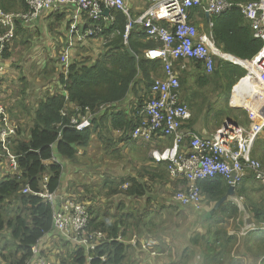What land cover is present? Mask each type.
Segmentation results:
<instances>
[{
	"label": "trees",
	"instance_id": "obj_1",
	"mask_svg": "<svg viewBox=\"0 0 264 264\" xmlns=\"http://www.w3.org/2000/svg\"><path fill=\"white\" fill-rule=\"evenodd\" d=\"M25 3H20V6L25 7ZM18 4L16 0H0V7L6 11L14 10ZM27 8L26 4L24 9ZM122 15L124 16L121 11L116 14L120 19L116 26L121 33L112 43L110 42L111 44L109 43L110 56L103 58L100 62H95V58L87 56L84 52L80 55L74 51L67 73L68 78L63 76L60 80L61 84L65 85L67 94H55L42 98L33 112V123L29 134L26 135L18 129L15 137H12L8 143L10 151L17 158L19 173L14 172L0 179V230L9 228L11 237L15 241V249L8 255L5 254L6 246L0 247V264H26L32 255V246L55 230L53 204L33 193L43 188V180L46 176L49 177V191L59 193L65 181L64 173L71 170L70 163H78L80 148L89 145L99 137L104 148L103 151L113 149L112 153L115 154L118 145L115 132L118 131L122 132V137L134 140L131 131L140 122L138 108L150 97L148 92H150L155 79L162 77L164 72L162 60L146 58L145 50L158 47L159 44L150 39L141 27L140 29L137 26V29L131 31L128 44L125 43V20ZM213 16L215 42L224 52L244 60H251L262 48L263 40L255 37L250 23L240 7L234 6L228 12ZM111 30L114 28L112 27ZM18 32L27 39V36H24L27 30L15 32L4 58L11 55L12 46L18 42ZM128 47L137 53L138 61L129 53ZM113 50L115 52L111 54ZM220 63V59L219 63L217 60L214 71L208 74L201 60L192 59L191 63H188V67L191 68L190 72L185 69L183 77H180L182 99L197 110L196 113L191 107L193 112L191 122L201 114L210 116L215 100L223 96L224 92L227 93V98H230L232 86L246 74L240 65L222 66ZM61 69L62 65L58 72H61ZM63 74L64 72H62ZM191 78L194 79V82H191ZM210 85L213 86L207 90ZM215 86L220 90L218 94L212 91ZM124 102H128L126 108L121 107ZM205 107L206 110H204ZM204 111L207 112L204 113ZM89 115L94 117L93 127L85 131L77 130L73 120H81L84 116ZM259 140L255 145V152L264 160V138ZM1 151L6 153L2 143H0ZM2 157L0 156V161ZM130 180L125 191L126 194L129 196L144 194L147 189L146 184L136 178ZM245 180L236 189L235 194L245 196L247 203H251V207L248 205V209L254 215L252 214L250 223L259 227L264 225L262 224L264 223V185L259 184L260 187L252 188L254 183L248 181V178ZM125 181L121 180L117 186ZM105 183L107 184V182ZM113 183L107 184L109 188L115 187ZM26 184L33 192L24 193ZM199 184L205 199L209 202L219 201L229 188L224 177L220 175L201 180ZM114 191L119 192V188L117 187ZM253 193L260 195L256 200L258 202L253 200ZM237 207L232 200H228L218 209H214L208 218L214 217L213 213L220 212L221 214L217 218H223L224 215L228 216V219H237L241 213L240 208ZM13 211L14 215L8 217V212ZM90 211L92 218L89 229L94 231L100 228L104 232L107 230L109 232L107 238L101 239L100 244L94 250H88L86 247L76 244L77 246L69 254V258H63L59 263L125 264L127 245L117 240L118 224V227L100 222L94 225L97 216H93L91 208ZM224 218L223 221L217 223L224 222ZM254 220L257 223L253 222ZM219 236L223 241L222 247L218 248L221 250L229 247L231 242L235 243L236 237H238L235 234L227 235L225 232L224 235ZM230 239L232 240L230 241ZM208 243L211 248H217V238L214 241L209 239ZM256 243H259L257 239H245L244 241L247 250L252 249L254 245H257ZM40 254L45 256L42 251ZM102 257H106V259L103 260ZM222 257L224 256L213 257V263L225 264V258ZM230 259L233 261L231 264H238L235 262L237 258L230 256ZM51 260L57 262L54 259Z\"/></svg>",
	"mask_w": 264,
	"mask_h": 264
},
{
	"label": "built area",
	"instance_id": "obj_2",
	"mask_svg": "<svg viewBox=\"0 0 264 264\" xmlns=\"http://www.w3.org/2000/svg\"><path fill=\"white\" fill-rule=\"evenodd\" d=\"M146 1L151 6L136 19L131 17L126 0H26V10L6 11L0 7V27L3 28L0 34V76L4 74V54L14 38L18 22L31 23L39 19L44 12L68 8L69 27L59 55L61 71L67 76L75 47L103 34L107 28L105 22H115V18L111 16L112 10H120L128 17L126 38L135 25L141 23L150 39L157 43L162 42V46L145 51L149 60H162L164 75L155 79L150 90L151 96L139 106L140 122L131 131V136L142 145L158 142L159 139H172L170 145L163 149L155 148L151 155L156 162L167 164L171 179L186 181V187L177 190L174 199L185 207L201 210L205 196L199 182L218 175L223 176L227 184L234 186L235 190L249 177L264 185L263 162L253 156L255 144L264 133V43L251 60L235 56L236 62L227 58L229 53L217 47L213 22H210L209 32L200 31L191 22L193 8L203 7L206 13L221 15L238 6L249 21L255 37L264 42V0ZM107 8H110V13L105 15ZM192 59L201 60L206 71L211 73L217 66L218 59L221 65H227L223 61H227L229 65H240L239 60L250 64L249 67L240 65L248 74L239 80L242 82L251 77L257 84L255 87H249L246 92V96L255 102L254 107H249L251 122L248 126L228 120L210 136H201L187 129L186 125L193 118V112L182 100L176 62H182L181 66L186 67V62ZM233 97L234 91L231 103ZM0 118L5 124L0 141L7 152L12 169L19 173L17 158L7 146L9 136L15 133V127L11 124L10 115L3 104H0ZM93 118L91 115L84 116L81 120L74 119L73 123L77 130L85 131L93 127ZM48 181L49 177L46 176L43 188L37 192H33L26 184L24 193L33 192L53 204L55 230L75 244L94 250L107 235L103 231L89 229L92 218L89 204L70 194L62 195L49 191ZM251 224V230L259 228ZM244 230L248 233L246 228ZM41 240L32 246V255L26 264H60L40 254ZM131 244H140L147 250H150L151 245L149 241H141L138 237L133 238ZM150 252L153 256L158 255L154 249Z\"/></svg>",
	"mask_w": 264,
	"mask_h": 264
},
{
	"label": "crops",
	"instance_id": "obj_3",
	"mask_svg": "<svg viewBox=\"0 0 264 264\" xmlns=\"http://www.w3.org/2000/svg\"><path fill=\"white\" fill-rule=\"evenodd\" d=\"M16 1H18L19 4L14 10H11V11L24 10V8L26 7V3H25V7H21L20 3H23L26 1L25 0H16ZM126 2L130 9L131 17L135 19L142 16V14L151 6L150 3L147 2L146 0H126ZM117 13H120V10L113 9L111 16L112 18H115V22L114 23H112L111 21L105 22V25L107 26L105 32L99 35L98 37L92 38L91 40H87V41L82 42L81 44H78L77 48L75 47L76 48L74 50L75 53L77 52V54L81 55L84 52L87 56H90L91 58H95L96 60L95 62H100L103 58H108L110 56V54H107L110 51V44L121 33V31L117 29L118 26H116V24L119 23L120 21L119 17L117 18L116 16ZM213 17L214 16L211 14L208 15L206 13V10L203 7L193 8L191 10V22L194 23L199 28L200 31H205V32L210 31L211 29L210 22H212ZM69 18H70L69 10L68 8L64 7L56 11L44 12L39 19L31 23L18 22L16 33L18 30L19 31L27 30L26 34H24V36H27V39L25 42L29 50L27 51V55L31 59H33L35 63H37L38 65V72L35 74L36 76L34 75V78L37 79V81H40L42 79H45L46 75L50 77L49 83L43 85V87L38 91L40 93H44V96H41L40 100L47 96L49 97L50 95L62 94V93L67 94L65 85H62L60 82L64 74L62 75V71L61 72H58V71H59V67L61 66V64H59L60 50L62 46L64 45V40H65L64 36L69 27ZM122 18L125 20L124 21V40H125V43L128 44L129 36H130L129 34L128 37L126 38V31H127L126 27H127L128 17L127 15L124 14V16L122 15ZM137 26L139 28L141 27L144 30V27L141 23L136 24L133 30L137 29ZM112 27L114 28V30H111ZM110 30L111 32L110 34H108ZM35 31L38 32V35L36 36V39H33V35ZM2 32H3V28L1 29L0 27V34ZM17 37L22 38L21 33L19 34L18 32ZM158 44H159V47L162 46V42L159 41ZM13 47L14 46H12V49ZM128 48H131V47H128ZM12 49L10 52L13 51ZM114 52L115 50L111 51V54H113ZM10 58H12L11 55L9 57H5L7 61V65L11 64ZM188 63H191V60L186 62V67H182L181 66L182 62H179V61L176 62V64L178 65L177 73L179 74L181 78L183 77V71L185 69H188L189 70L188 72H190L191 70V68L188 67ZM8 72H9V69L7 67L5 68L4 74L0 76V97H1V93L3 91H6L5 84L7 80L9 79V77H12L8 75ZM64 77L68 78V76L66 75ZM191 82H194L193 78H191ZM148 94H149L148 96H151V91L148 92ZM38 102H36L35 106H38ZM127 103L128 102L122 103L121 107L126 108ZM0 104H3V103L0 101ZM5 107L8 108V106H5ZM7 108L6 110L10 115V122L16 128L15 134L14 135L12 134L11 137L9 136V139H8V143H9L10 139L12 137H15L18 128L14 120H12V117H11L12 111L10 110L9 112V108L8 109ZM4 127H5V124L0 118V134ZM186 127L191 132H195L201 136H210L214 134V132L216 131V130L212 131L210 127L208 128L206 127L204 114H201L199 117H195L192 122L189 121ZM27 131H28L27 133L29 134V130ZM116 136L118 140L117 150L121 152L123 150L125 152V156L127 157L125 159L129 158L128 163L124 164L125 166L126 165L129 166L127 168L128 172H123V176H119L116 178L107 177L103 182L106 185V189H104L101 192L95 191V188H92L91 190L86 188L85 190V188L82 187L83 184L76 182L77 191L73 193L70 190V186H69V183H67V179L72 177V179L75 178L77 181L79 177L84 175V172H85L84 168L83 166H80V168H77V170L71 171V174H70L71 176L67 174V172L64 173L65 181L59 193L62 195L70 194V195H73L83 200L84 202H87L90 208L92 209L94 216H97L95 217L94 225H96L98 222L104 223L106 225L108 224L113 225V226H117L118 224L119 228L117 230V235H118L117 240L122 241L127 245L125 264H181L179 260L178 261L171 260V257L173 256V254L175 252L179 253V251L177 250L178 248L176 247L174 249V247H172L173 245L170 246V243L174 241V242H177V244H185L184 239H177L175 236L172 237L169 235H165L162 232L164 231L163 230L164 220L168 216H170L171 218L175 220H178V216L180 213V207L181 206L185 207L181 205L179 202H177L174 199V196L177 190L186 187V181L184 179H171L168 173L167 164L165 162H159V163L156 162L153 156L151 155L152 150H154L155 148L163 149L167 147L168 145H170L172 142V139L170 138L159 139L158 142L153 141L149 143L148 145H144V144L142 145L136 142L135 140L130 139L129 137L128 138L122 137V132L120 131L115 132V137ZM99 142L102 144L100 140ZM0 143L2 142L0 141ZM8 143H7V146H8ZM92 143L79 149L78 163H76L77 167L80 165L79 163H81L83 159H88L87 155H90V154H88L87 150H88V147H91ZM102 149L104 148L100 147V150ZM1 156L3 157L0 161V179L5 176L11 175L12 173L15 172L11 167V162L7 155V152L6 153L2 152ZM67 163H70V162L67 161ZM70 164L72 165V162ZM132 166H134V168ZM68 172H70V170H68ZM131 178H136L141 183L146 184L147 189L144 192V194L139 195V196L138 195L129 196L126 194L125 191L131 181L130 180ZM121 180H126V181L123 184L117 186ZM248 181H251L252 184L254 183V185H252V188L260 187L259 185L260 183H257L256 181H254L251 177L248 178ZM105 182H107V184L109 185L111 184V182H114L113 186L115 187L109 188V185H107ZM103 183H98V184L100 185ZM117 187L119 188V192L114 191ZM256 192H259V191H256ZM255 196H257V194L253 193V200H257ZM230 200H232L238 207H240L237 201H235L233 197H231ZM206 202H208L209 205L211 204V206H214L216 204V201H210V202L205 201V204ZM246 205L248 206L247 202H246ZM154 206L158 208L154 209L153 208ZM211 206L203 205L201 211L204 209L203 210L204 212L202 211L204 217L210 216L209 214L211 211V208H210ZM191 208L192 210H194L193 207ZM241 213L237 219L236 218L228 219V216H227L224 218V222L220 223V224L225 225V229H226L225 234L231 235V229H229L228 225L233 226V229H235L237 224H240L241 227L239 229V232L243 231L244 234H246L245 237L243 236V243L245 239L247 240L257 239L259 243H256L257 245H254V247L250 250H247L243 245L245 251H243L242 254L237 257L232 255V249H233L232 247H234L238 242H241L242 239L240 238L235 243L231 242L232 249L229 251L221 250V249H218L215 251H212V250L206 251L207 253L205 251H201L205 258L206 264H214L213 257H219L221 255L237 258L235 259V262L238 264H247L248 260L251 259V257L254 258L258 264H262V262H264L263 261L264 260V255H263L264 254V225H260L259 229L257 230L250 231L251 229L248 224L250 225L252 224L251 223L247 224V220H245L244 218L245 216H243V214ZM252 214L254 215L253 212ZM157 217H159V232L151 229V226L153 225V223L156 222ZM204 219L212 221L213 223L215 220V219L210 220L209 218H204ZM230 221H233V223H231ZM253 222L257 223L256 220H254ZM245 228L248 230V233L245 232L244 230ZM98 231H103V230L99 228ZM104 233L106 235L109 234L107 230H105ZM135 237L140 238L141 241H149V243L151 244L150 250L142 248L140 244H138L137 246H134L133 244H131V240ZM227 237L229 238L230 236H227ZM53 239H59L62 243L63 241L66 243V244H63L64 247L66 248L65 253L62 254L60 258L62 256L69 257V254L74 251V247L77 246L72 240H70L68 237L63 236L61 233H59L56 230H54L50 234L45 235L41 240V251L44 252V255H45V253L48 250L52 249L53 251H51V253H48V252L47 253L51 255V258L50 257L49 258L54 259L55 261L58 259V255L63 253L64 250L61 248L57 249V247L52 246L54 244ZM206 240H207V237H206ZM231 240L232 239H230V241ZM166 247L168 248L169 251H172V254L165 251ZM187 247L188 246H185L182 250V252L184 253L183 256L184 257L188 256V253L191 252L190 256L194 257L196 253V247H191L190 249H188ZM152 249L156 250L158 252V255L153 256L150 252ZM190 256H188V258ZM187 260L188 259L184 260L182 264H185ZM193 261L195 260L193 259ZM196 261L200 262L198 259ZM195 262H193L192 264H194ZM232 262L233 261L229 259L228 263L231 264ZM201 264H204V262H201Z\"/></svg>",
	"mask_w": 264,
	"mask_h": 264
},
{
	"label": "rangeland",
	"instance_id": "obj_4",
	"mask_svg": "<svg viewBox=\"0 0 264 264\" xmlns=\"http://www.w3.org/2000/svg\"><path fill=\"white\" fill-rule=\"evenodd\" d=\"M37 35H38V32L35 31L33 35V39H36ZM25 42H26V38L22 37V38H18V42L14 44V47L12 49L13 51L10 52L12 56V58H10L11 64L7 65V61L4 58L5 65H7L9 69L8 75L12 76L13 79L12 77H9V79L7 80L5 84L6 91H3L1 93L0 101L5 106H8L9 112L10 110L12 111L11 117H12V120H14L17 128L22 130L27 135L28 134L27 130L31 128L32 123H33V116H34L33 112L35 111V108L37 107L35 106V104L36 102L40 100L41 96H44V93H40L38 91L43 87V85L49 83L50 77L46 75L45 79H42L40 81H37V79L34 78V75L38 72V65L37 63H35L33 59H31L27 55V51L29 50ZM218 63H219V59H218ZM223 63L229 65L227 61H223ZM244 71L246 72L245 75H247L248 72L245 68H244ZM207 73L211 74V72H207ZM239 82L240 81H238L232 86L231 96L230 98L228 97L229 99L226 96L227 93L224 92L225 96L223 94V96L218 97L217 100H215L214 102L215 105L213 104V106L211 107V110H212L211 115L210 116L207 115L208 117L204 115L205 125L207 128L210 127L212 131H215V130L217 131L228 120L235 121L237 123H241L246 126L250 124L251 118H250L249 108L246 106H235L231 103L233 91L235 90L234 88L235 86L238 85ZM212 86L213 85H210L207 88V90L210 89ZM212 91H214L216 94L220 92V90L216 86L212 88ZM189 107L191 108L192 106L189 105ZM237 107H241V108H237ZM193 110H195L197 113L196 109L193 108ZM204 110H206V107L204 108ZM15 131H16V128H15ZM261 138H264V133L262 134L260 139ZM258 142L259 140L256 142V144ZM100 147L103 148L101 143L99 142V137H97L96 140L91 144V147H88L87 152L88 154H90V155H87L88 159H83V161L79 163L80 165L78 167L76 166V163L72 164L70 172L66 171L67 174L70 175L71 171L77 170V168H80V166H83L84 171H85L84 175L79 177L77 181L75 178L72 179V177H70L71 175L69 176L70 178L67 179V183H69L70 190L73 193L77 191L76 182L83 184L82 187L85 188V190L86 188H88L89 190H91L92 188H95V191L101 192L104 189H106V185L103 182L107 177L116 178L119 176H123V172H128L127 168L129 166L127 165L125 166L124 164L128 163L129 158L125 159L127 157L125 156V152L123 150L121 152L116 149L117 150L116 153L113 154L112 153L113 149H110L104 152L103 149L100 150ZM253 156L258 158L262 162L263 158L260 155L255 153V147L253 150ZM132 167L134 168V166ZM98 183H103V184L99 185ZM259 196L260 195L257 194L255 198H258ZM233 198L235 201H237L238 205L240 206L237 208L238 209L241 208V211H242L241 214L245 216L244 218L245 220H247V224L250 223L252 213L248 209L249 207L246 205V202H247L246 197L238 196L236 194V196H234ZM205 201L207 200L205 199ZM205 201H204V205L211 206V204L209 205L208 202H206L205 204ZM255 202H258V201L255 200ZM17 203L15 204L17 205ZM247 204L251 207L250 202H248ZM153 208L155 209L158 207L154 206ZM210 208H211L210 214H212V212H214V206H211ZM194 210H192L190 206L188 207L181 206L178 220H175L171 218L170 216H168L164 220V229H163L164 231L162 233H164L165 235L172 236V237L175 236L177 239H184L185 241V244H177V242H174V241L170 243V246L173 245L172 247H174V249L175 247L178 248L177 250L179 251V253L175 252L173 254V256L171 257V260H174V261L179 260L181 264L186 259L188 260L185 264H192L197 259L200 261V262L196 261L198 264H201V262H204V264H206L205 258L201 251L206 252V251H211V250L212 251L218 250V248L222 247V243H223L219 235H224V232L226 230L225 225L217 223V222L223 221V218L225 216L223 218L221 217L217 218L220 216L221 213L220 212H217L216 214L213 213L214 217H212L211 219L216 218L213 223L212 221L204 219V218H208L207 216L205 217L203 216L204 209L202 210L203 212L201 210L200 211L199 210L194 211ZM12 215H14V211L8 212V217ZM230 222L233 223V221H230ZM228 227L229 229H231V234H235L236 236H238L236 237V241L240 238L242 239L241 240L242 243L238 242L234 247H232L233 249L231 248V245H230L229 247L225 248V250L229 251L232 249L233 256H236V257L240 256L242 252L245 251L244 249L245 245L243 243V236L245 237L246 234H244L243 231L239 232V229L241 227L240 224H237V226L235 227L236 230L233 229V226L231 225H228ZM151 229L159 232V217L156 218V222L153 223V225L151 226ZM202 236L204 239L202 238ZM206 237H207V240H206ZM216 238H217V244H216L217 248L213 249L210 247L208 240L211 239L214 241ZM53 241H54V244L52 246L57 247V249L61 248L64 250L63 253L58 255L59 260L57 259L56 261L61 262V259L69 258L65 256L64 257L62 256L60 258V256L65 253L66 248L64 247L63 244H66V243L64 241L62 243L59 239H53ZM5 246H6L5 254H8V255L15 249V241L12 239L10 230L8 227L0 230V247L4 248ZM185 246H188L187 247L188 249H190L191 247H196V253L194 257L190 256L191 252L188 253V256H190L189 258L188 256H185V257L183 256L184 253L182 252V250ZM51 251L53 250L51 249V250H48L47 252L51 253ZM165 251L172 254V251H169L167 247L165 248ZM47 252L45 253V255L51 258V255H49ZM222 258H225L224 259L225 264H228L230 257L224 256ZM193 259L195 261H193ZM247 264H258V263L256 262L254 258L251 257V259L248 260Z\"/></svg>",
	"mask_w": 264,
	"mask_h": 264
},
{
	"label": "bare ground",
	"instance_id": "obj_5",
	"mask_svg": "<svg viewBox=\"0 0 264 264\" xmlns=\"http://www.w3.org/2000/svg\"><path fill=\"white\" fill-rule=\"evenodd\" d=\"M226 56H227V58L237 62V60L234 57H231L229 55H226ZM239 64L240 65L242 64L246 67L250 66V64H248L246 62H241L240 60H239ZM252 86L255 87V86H257V84L255 83V81L251 77L245 78L242 82H240L235 87L232 104L235 106H246L248 108L250 106L254 107V105H255L254 100L251 97L248 98L246 96L247 89L249 87H252Z\"/></svg>",
	"mask_w": 264,
	"mask_h": 264
},
{
	"label": "water",
	"instance_id": "obj_6",
	"mask_svg": "<svg viewBox=\"0 0 264 264\" xmlns=\"http://www.w3.org/2000/svg\"><path fill=\"white\" fill-rule=\"evenodd\" d=\"M109 13H110V8L105 9L104 14L108 15ZM207 14L210 15L209 13ZM128 51L134 58H136V60H139V57L134 50L128 48ZM228 55L235 58V56L232 54H228ZM235 193H236L235 187L229 186L228 192L223 197H221L219 201L216 202V204L214 205V209H218L224 202L230 200V197H233Z\"/></svg>",
	"mask_w": 264,
	"mask_h": 264
}]
</instances>
